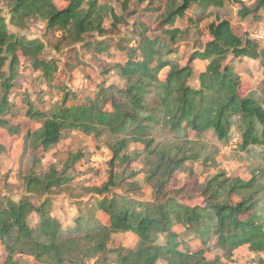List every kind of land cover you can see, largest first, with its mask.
<instances>
[{
    "label": "trees",
    "instance_id": "16d2710c",
    "mask_svg": "<svg viewBox=\"0 0 264 264\" xmlns=\"http://www.w3.org/2000/svg\"><path fill=\"white\" fill-rule=\"evenodd\" d=\"M0 1L8 14L6 19L0 8V128L11 135L18 133L8 115L14 109L10 94L20 57L47 86L52 85L58 66L55 59L43 57V41L11 33L8 24L24 29L32 20L58 32L64 44L83 43L86 36L108 33L105 19L111 20V28L124 22V13L134 1L146 2L147 11H159V30L167 35L151 37L146 26H135L136 45H120L125 61L114 66L123 87L99 84L93 95L78 103L77 93L61 88V96L49 109L26 102L27 117L39 126L23 136V155L29 156L20 175L25 195L18 201L0 199V264H23L18 258L22 255L39 264H227L242 246L257 257V264H264V48L257 38L237 34L230 21L218 15L216 9H222L226 0H118L120 15L109 0H67L63 8L52 0ZM247 1L250 4L240 2L239 18L264 11V0ZM190 9L188 24L215 17L207 25L209 39L181 65L170 58L176 52L170 42L175 44L186 31L174 25ZM84 45L104 51L101 40ZM236 59L258 61L263 80L257 94H241ZM195 60L205 62L203 71H194ZM68 130L95 138L109 135L113 142L108 144L106 180L85 188L92 201L64 228L53 216L50 194L69 183L84 154H70L60 169L51 164L47 171H38L37 150L48 152ZM207 133L223 145L238 133L237 147L252 153L260 164L247 180L217 169L199 190L202 203L191 206L178 200V191L166 187L186 163L200 160L204 166L216 165L218 149L206 150L197 143ZM132 143L141 145V150L129 152ZM3 150L0 145V154ZM134 162L143 165L142 171L131 168ZM141 172L151 188L150 199L134 196L141 191ZM120 188L123 192L115 191ZM31 214L37 217L33 225L28 222ZM177 226L199 246L193 248L185 241ZM126 233L134 235L129 247L109 245L115 235ZM215 250L221 255L209 260L207 252Z\"/></svg>",
    "mask_w": 264,
    "mask_h": 264
},
{
    "label": "rangeland",
    "instance_id": "374dc122",
    "mask_svg": "<svg viewBox=\"0 0 264 264\" xmlns=\"http://www.w3.org/2000/svg\"><path fill=\"white\" fill-rule=\"evenodd\" d=\"M58 8L67 5V0H52ZM102 3V0H98ZM240 2L250 4L247 0H226L222 9H216L220 17L226 18L232 24L235 32L239 35L247 33L249 36L262 34L258 38L260 47L264 48V11H259L256 15H248L245 19L238 16ZM118 15L122 14V9L118 0H109ZM148 6L145 3L137 4L132 1L129 4V10L124 13L125 21L118 24L115 28H111V20L105 19L104 26L109 30L103 37H84L85 42L64 44L58 32H52L45 29L43 23L34 22L32 20L26 22V28L8 24L11 33L24 35L26 38H38L43 41L45 48L43 51L44 58H53L56 60L58 70L55 73L54 81L51 86H47L39 77L38 72H33L24 58L20 57L18 67L19 74L16 84L11 90L10 99L14 104L12 113L8 115L12 124L18 127V133L11 135L6 129L0 128V145L4 148L0 154V199L3 197L11 198L18 201L23 195L24 186L20 179V175L25 171V161L28 155H23V136L28 130L36 129L38 122L31 120L26 115L27 101H30L38 108L49 109L54 102L61 96V88L78 94V101L83 100L85 96L93 95L99 84L116 85L123 87L124 80L118 75L114 69L115 64H122L125 61V51L119 46H135L136 37L132 35V31L139 23L147 27L149 36H159L166 39L167 35L159 30V11H147ZM0 8L3 16L7 19V8L4 2L0 1ZM146 8V9H145ZM192 9L186 12V17L182 20L177 19L174 27L179 28L182 32L178 35L177 42L172 44L171 48L176 52L170 55L175 58L181 65H184L194 49L202 47L204 42L209 39L207 33V25L214 20V15L208 17L201 23L194 25L187 23V17L191 15ZM101 40L104 51H95L94 47H87L86 42ZM101 46H98L101 48ZM228 63V60H227ZM236 70L241 76V94H257L263 80V71L258 61L250 59L234 60ZM205 62L195 60L192 68L196 73L204 70ZM167 69H164L159 77L164 78ZM195 84V82H192ZM155 135L159 136V133ZM193 134H191L192 136ZM157 138V137H156ZM160 138V137H159ZM158 139V138H157ZM113 142V138L109 135H103L95 138L92 135H85L79 130H68L63 133L60 142L48 152L37 150L38 171H47L51 164H55L57 168H61L63 161L75 152H82L84 158L75 164V173L69 183L50 194L53 200V216L57 218L62 227L72 224L73 217L81 211L83 205L92 201V197L87 193L86 187L99 186L107 178L108 161L111 158V152L108 144ZM240 142L239 134L226 145L216 140L212 133H207L201 138L198 144H203L206 150L218 149L216 156V165L204 166L200 160L186 163L185 166L175 171L172 175L167 189L171 192L178 191V200L188 205H199L202 198L199 196V190L205 180L215 173L217 169L226 171L231 176H240L247 180L252 176L255 167L259 166V160L252 153L246 154L242 152L237 145ZM141 150V145L130 144L129 152ZM30 164V162H29ZM20 165L22 167L20 168ZM133 170L142 171L143 165L140 162L131 164ZM120 171V167H117ZM138 180L141 191L135 193V197L139 199H150L151 188L143 180V172L139 173ZM116 192H123V189H115ZM131 195V194H130ZM31 201L37 205L38 201L35 197H31ZM101 221L106 222V217L102 213H98ZM37 221L35 214H31L28 222L33 225ZM177 233H180L193 248L199 246V242L190 236L184 237L182 229L175 227ZM134 235L126 233L125 235H115L110 241L111 247L123 245L129 247L133 244ZM2 245L0 244V257L3 255ZM219 251H209L206 256L212 260ZM23 264H39L33 258L22 255L18 257ZM257 257L248 251L245 246L237 249L233 255V259L227 264H257ZM158 264H164L160 262Z\"/></svg>",
    "mask_w": 264,
    "mask_h": 264
},
{
    "label": "built area",
    "instance_id": "2783aa9c",
    "mask_svg": "<svg viewBox=\"0 0 264 264\" xmlns=\"http://www.w3.org/2000/svg\"><path fill=\"white\" fill-rule=\"evenodd\" d=\"M253 37H255V38H261L262 37V34H255Z\"/></svg>",
    "mask_w": 264,
    "mask_h": 264
}]
</instances>
